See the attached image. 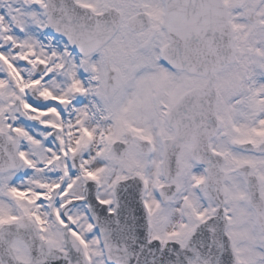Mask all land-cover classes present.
Returning <instances> with one entry per match:
<instances>
[{"label":"snow or ice","instance_id":"obj_1","mask_svg":"<svg viewBox=\"0 0 264 264\" xmlns=\"http://www.w3.org/2000/svg\"><path fill=\"white\" fill-rule=\"evenodd\" d=\"M0 264H264V0H0Z\"/></svg>","mask_w":264,"mask_h":264}]
</instances>
